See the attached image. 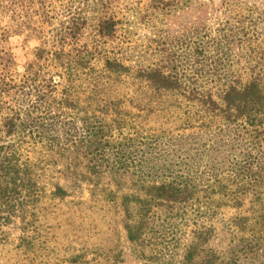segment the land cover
<instances>
[{
	"label": "trees",
	"instance_id": "trees-1",
	"mask_svg": "<svg viewBox=\"0 0 264 264\" xmlns=\"http://www.w3.org/2000/svg\"><path fill=\"white\" fill-rule=\"evenodd\" d=\"M74 1L0 0V264H11L9 251L43 264L85 260L82 247L50 246L56 236L47 230L48 209L77 181V196L111 200L143 252L151 231L191 218L181 264L234 263L237 244L243 258L256 254L252 245L264 246V58L203 73L131 66L107 52L96 63ZM116 24L97 19V42L108 44ZM29 31L39 44L20 71L7 41ZM223 209L232 240L218 250L209 243L212 215Z\"/></svg>",
	"mask_w": 264,
	"mask_h": 264
},
{
	"label": "rangeland",
	"instance_id": "rangeland-1",
	"mask_svg": "<svg viewBox=\"0 0 264 264\" xmlns=\"http://www.w3.org/2000/svg\"><path fill=\"white\" fill-rule=\"evenodd\" d=\"M72 7L85 16L80 37L97 46L96 63L107 52L131 66L158 64L163 70L178 68L186 73H203L208 69H248L252 61L264 58V0H76ZM103 16L117 21L108 44L97 42L95 33V23ZM61 19L58 15L54 28ZM38 44L31 31L9 37L7 46L18 70L31 59V51ZM164 125L156 123L159 128ZM76 185L73 195L55 203L46 214L47 230L56 236L51 240L55 244L50 246L61 253L63 247H82L86 253L80 263L62 264H181L190 238L191 218L181 222L175 219L173 229L151 231L152 238L145 241L143 252L144 248L127 239L111 200L105 197L91 201L81 194L77 196L84 183L77 181ZM221 211L212 215L216 229L209 242L218 250L232 240L227 225L230 211ZM10 230L13 237L16 230ZM237 236L238 233L234 238ZM241 246L230 248L239 254L234 263L225 259L219 264H264L263 245H252L258 252L245 258L240 256ZM8 256L11 264H43L33 258L28 262L26 256L12 251L3 257Z\"/></svg>",
	"mask_w": 264,
	"mask_h": 264
}]
</instances>
